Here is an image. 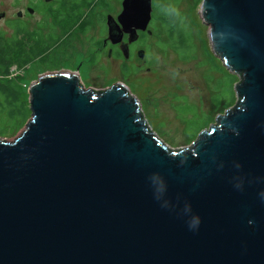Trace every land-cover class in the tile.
Masks as SVG:
<instances>
[{
    "label": "water",
    "instance_id": "obj_1",
    "mask_svg": "<svg viewBox=\"0 0 264 264\" xmlns=\"http://www.w3.org/2000/svg\"><path fill=\"white\" fill-rule=\"evenodd\" d=\"M151 17L152 0H122L107 38L127 58ZM199 18L238 80L184 147L120 83H30V119L0 139V264H264V0H201Z\"/></svg>",
    "mask_w": 264,
    "mask_h": 264
},
{
    "label": "rangeland",
    "instance_id": "obj_2",
    "mask_svg": "<svg viewBox=\"0 0 264 264\" xmlns=\"http://www.w3.org/2000/svg\"><path fill=\"white\" fill-rule=\"evenodd\" d=\"M11 1L0 0V12L6 11L7 15L14 16L16 8L10 6ZM171 1L181 16L184 29L189 35L190 50L182 56L176 50L171 49L167 45L166 32L155 21L153 27L149 26L152 35H145L143 40L137 42L138 46L141 45L140 47L144 48L143 57H139L136 54L138 51H135L133 62L130 60L127 65L131 77L135 72L137 73L134 78L140 76L142 79V75L156 77V81H147L146 83L142 81L136 89H133V92L138 95L142 112L151 129L165 143L176 148L189 145L198 134L199 130L194 132L190 138L183 137V125L187 119L191 118L193 111L197 114H207V124L202 127L207 128L210 123H214L217 114L223 113L225 109L234 105L233 84L237 82L238 76L229 73L221 64V60L214 56L210 50L209 27L199 18L201 0ZM118 12L119 8H116V11L103 10V8L95 9L90 14L89 23H85L88 28L76 33L81 27V22L77 23L73 31L75 34L69 41V45L61 46L65 56L62 55L58 46L50 44L47 51H42L37 58L28 62L21 69L12 66V72L6 79L21 76L22 79L19 83L28 94L30 83L37 80L40 74L61 69L68 70V68H75L76 64L81 63L83 67L78 74L84 80L86 88L111 86L113 81L122 79L120 77L121 60L114 57L108 59L104 52V57L98 58L96 64L89 65L88 55L92 40L101 37L99 33L102 30V25L104 26L103 16L106 13H111L115 17ZM6 26V21L0 19V30L8 35ZM103 33L106 36V32L103 31ZM48 55L50 56L48 57ZM47 59H51V62H47ZM134 65L137 66V70L132 71ZM92 76L97 79L100 76V83L91 85ZM231 80L232 84L229 86ZM121 81L127 82L128 80ZM128 83L130 82L128 81ZM204 121L205 118L199 119L194 125L193 131L195 126L206 123ZM24 127L25 125L14 132L0 136V139L12 141Z\"/></svg>",
    "mask_w": 264,
    "mask_h": 264
},
{
    "label": "flooded vegetation",
    "instance_id": "obj_3",
    "mask_svg": "<svg viewBox=\"0 0 264 264\" xmlns=\"http://www.w3.org/2000/svg\"><path fill=\"white\" fill-rule=\"evenodd\" d=\"M153 1L154 0H152V4L154 6ZM10 6L16 8L14 16L7 15L6 11L0 12L3 13V16L0 19L6 21L8 36L20 39L26 44H33L35 42H41V44L47 46L50 44H54L59 47L58 49L62 52V55L65 56L61 49V46L69 45V41L73 38V34H75V32L73 31L75 30V25L77 23L81 22V27L78 32H76L79 33L85 28H88L87 26H85V23H89L91 12H93L97 8H103V10L111 9L115 11L116 8H119L120 12L122 9V0H12L10 2ZM119 12L115 17L111 13H106L103 16L104 26L102 25V30H100L99 33L101 37H94L95 39L92 40L90 53L88 55V64H96V62H98V58L104 57V52H106V58L108 59H112L113 57L117 60L120 59L122 62L120 64L122 69V72L120 74V77L122 78L121 80L127 79L132 84L130 85L128 81L123 82L121 80H115L110 85L114 83H121L133 95L138 97V95L133 92V89H136L137 85H140L142 81L146 83L147 81L151 82L156 81L157 79L156 77L144 75H142V79L140 76L134 78L137 72H135V74L131 77L129 75L127 64L130 60H132L133 62L135 51H144V48H141V45L138 46L137 42L143 40L142 38L145 35H152V31L151 33H147V31H139V37L137 38V40L129 43L128 45L129 56L126 58L121 51L120 43L117 42L113 44L111 40L107 38V16L110 15L112 16V18H114L115 21H117V15L119 14ZM150 22L148 23L147 29H150ZM103 31L106 32V36H104ZM127 38L128 34L126 32H123L122 40L126 41ZM47 49L48 47L45 50L47 51ZM37 56L35 58H37ZM49 56L50 55H48V57ZM34 59H32L31 61H33ZM50 60L51 59H47V62H51ZM82 67L83 65L79 63L75 65V68H68V71L78 73L81 72ZM135 70H137V66L134 65L132 66V71ZM79 79L85 87L84 80H82L81 77H79ZM99 83L100 76L99 79L92 76V81L90 84L97 85ZM95 89L102 90L105 89V87L103 86L101 88ZM137 92L140 93L139 91ZM201 118H205L204 122H207V114H197L195 111H193V113L191 114V118L187 119L185 124L183 125L184 138H190L193 136V127ZM201 129H199V131Z\"/></svg>",
    "mask_w": 264,
    "mask_h": 264
},
{
    "label": "trees",
    "instance_id": "obj_4",
    "mask_svg": "<svg viewBox=\"0 0 264 264\" xmlns=\"http://www.w3.org/2000/svg\"><path fill=\"white\" fill-rule=\"evenodd\" d=\"M155 21L166 32L167 45L180 55H186L190 50L189 35L171 0H154L152 27ZM47 47L41 42L26 44L0 31V136L18 130L30 119L28 94L19 83L22 77L6 79L12 72L11 67L21 69ZM231 84L232 80L229 86ZM206 124L196 126L194 132Z\"/></svg>",
    "mask_w": 264,
    "mask_h": 264
},
{
    "label": "bare ground",
    "instance_id": "obj_5",
    "mask_svg": "<svg viewBox=\"0 0 264 264\" xmlns=\"http://www.w3.org/2000/svg\"><path fill=\"white\" fill-rule=\"evenodd\" d=\"M121 84V83H120ZM137 98V97H136ZM138 99V98H137ZM139 101V100H138ZM140 102V101H139Z\"/></svg>",
    "mask_w": 264,
    "mask_h": 264
}]
</instances>
